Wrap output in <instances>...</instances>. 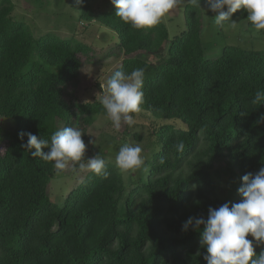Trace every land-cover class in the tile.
Wrapping results in <instances>:
<instances>
[{"label":"trees","instance_id":"trees-1","mask_svg":"<svg viewBox=\"0 0 264 264\" xmlns=\"http://www.w3.org/2000/svg\"><path fill=\"white\" fill-rule=\"evenodd\" d=\"M93 1L73 0L79 23L97 22L116 35L109 53L120 59L115 71L144 70L141 110L162 120L152 124L148 136L154 140L142 149L147 170L135 172L128 193L123 173L106 163L107 176L89 172L63 204L49 196L54 162L21 147L27 142L21 133L50 143L61 122L78 127L88 145V129L106 112L77 93L82 66L98 59L76 38H36L13 18L12 0H0V118L15 127L0 134V264H207L203 227L185 231L183 225L190 217L207 219L209 207L240 202L241 177L264 167V121L257 123L264 100L251 103L257 90L264 91V51L226 46L219 58L206 59L201 33L207 0H198L200 7L184 1L176 15L146 29L124 23L116 7L94 11ZM247 16L240 9L232 19ZM128 136L110 144L113 154ZM178 141L183 151L176 150ZM221 162L228 175L224 195L215 173ZM248 239L258 256L264 244Z\"/></svg>","mask_w":264,"mask_h":264},{"label":"clouds","instance_id":"clouds-1","mask_svg":"<svg viewBox=\"0 0 264 264\" xmlns=\"http://www.w3.org/2000/svg\"><path fill=\"white\" fill-rule=\"evenodd\" d=\"M77 2L83 3V0ZM183 2L184 0H111L117 9L116 16L133 29L156 26ZM187 2L200 7L198 0ZM207 7L216 13L213 19L217 25L227 21L230 22L229 27L235 29L238 23L232 16L244 9L248 13L247 20L255 30H264V0H207ZM143 76L142 68H136L130 73L115 71L106 84H101L102 92L95 93L96 100L102 104L107 118L117 131L122 124L129 127L135 124L132 114L140 112L144 102L141 91ZM261 100H264V91L257 90L251 103L258 104ZM261 121H264V115L257 123ZM25 135L27 142L21 147L30 150L33 157L54 162V169L57 171H65L71 167L73 172L90 171L96 175H108L105 161L98 154L84 161L86 144L82 139L84 133L78 127L56 130L51 135L50 143L31 132L21 133L22 140ZM89 143L95 144V140H90ZM45 148L49 151H43ZM175 148L183 151V141H178ZM160 162L163 163V158ZM115 164L125 173L140 169L144 165L141 146L121 144L115 156ZM241 179L243 183L238 192L243 199L240 202L231 206L225 202L218 208L209 207L207 219L190 217L183 225L185 231L189 226L196 230L203 227L200 244L207 250L204 257L207 264H264V249L257 256L252 240L248 239L251 236L256 242L264 244V167L255 174H244Z\"/></svg>","mask_w":264,"mask_h":264},{"label":"rangeland","instance_id":"rangeland-1","mask_svg":"<svg viewBox=\"0 0 264 264\" xmlns=\"http://www.w3.org/2000/svg\"><path fill=\"white\" fill-rule=\"evenodd\" d=\"M184 1L187 2V0ZM12 2L14 3L13 18L16 21L27 23L36 38L53 33L63 39L76 38L92 47L96 52L98 61L82 66L80 86L77 94L78 98L84 102L86 100H96L95 93L102 92L101 84H106L107 79L121 64L119 58L109 57L111 49L117 42L116 35L97 22L91 25L79 23L80 10L76 7L73 0H12ZM92 7L94 11L101 12L112 9L115 6L111 3V0H95L92 2ZM185 11L186 8L181 15L182 23L185 19ZM169 13L176 15L177 10L175 11L174 8ZM202 15L204 24L201 40L206 59L219 58L226 46L242 45L241 47H244V49L253 50L254 47H257L255 50L264 51V30L249 31L248 20H235L238 23L235 29L229 27L230 22L224 25H217L213 19L216 13L208 10L207 1L202 5ZM183 24V29L186 31L188 28L186 21ZM253 45L254 47H252ZM132 115L135 119V124L131 127L122 124L119 131L113 128L112 122L107 118V115L99 116L88 129L89 141L95 140V144L88 143L86 145L84 161L86 162L87 158L98 154L104 159L105 164H115L116 155L113 154L114 150H111L110 144L123 142L122 139L126 132H129L126 143L133 145L139 144L134 141V134H140L144 138V142L139 145L144 149L143 151H146L145 144H150L154 140L148 136L152 124L162 120H156L142 110ZM11 125V122L0 118V134L4 133L5 130L14 131L15 127ZM63 127V124L58 122L57 130L63 129ZM142 169L145 170L144 165L135 171L122 172L127 186L126 193L134 187L135 179H138V177L134 178L136 176L134 175L135 172H142ZM89 172H73L71 167L65 171L55 170L50 183L49 196L54 201L59 202V204H63L66 196L81 183ZM215 173L219 175V177H216V181L219 184L218 193L221 192V195H224L228 191V175L225 162H221L216 166Z\"/></svg>","mask_w":264,"mask_h":264}]
</instances>
